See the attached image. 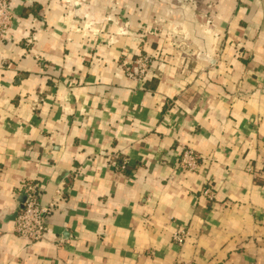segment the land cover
I'll return each mask as SVG.
<instances>
[{"label":"crops","instance_id":"crops-1","mask_svg":"<svg viewBox=\"0 0 264 264\" xmlns=\"http://www.w3.org/2000/svg\"><path fill=\"white\" fill-rule=\"evenodd\" d=\"M8 4L0 264H264V0ZM27 182L54 204L34 244Z\"/></svg>","mask_w":264,"mask_h":264},{"label":"built area","instance_id":"built-area-1","mask_svg":"<svg viewBox=\"0 0 264 264\" xmlns=\"http://www.w3.org/2000/svg\"><path fill=\"white\" fill-rule=\"evenodd\" d=\"M9 0H0V35L6 36L13 26L12 16L9 9ZM151 59L147 55H140L137 63L139 64V74L135 75L129 68L127 72L130 76H138L143 79L148 71ZM181 165L190 170H196L200 164V156L191 148H185L181 156ZM26 192V200L24 207L17 213L15 218L14 231L16 234L34 244L45 237L48 218L53 211L54 204L43 206L40 198V186L34 182L24 184ZM205 194L210 198L214 197L212 189H206ZM189 236V231L185 227H178L173 233L174 240L181 244L186 241ZM181 264H195L188 261Z\"/></svg>","mask_w":264,"mask_h":264},{"label":"rangeland","instance_id":"rangeland-1","mask_svg":"<svg viewBox=\"0 0 264 264\" xmlns=\"http://www.w3.org/2000/svg\"><path fill=\"white\" fill-rule=\"evenodd\" d=\"M80 28H81V27H78L77 29L79 30ZM85 28H86V27H85ZM85 28H84V29H85ZM84 29H83V31H85Z\"/></svg>","mask_w":264,"mask_h":264}]
</instances>
